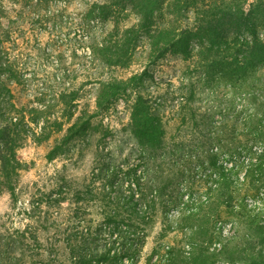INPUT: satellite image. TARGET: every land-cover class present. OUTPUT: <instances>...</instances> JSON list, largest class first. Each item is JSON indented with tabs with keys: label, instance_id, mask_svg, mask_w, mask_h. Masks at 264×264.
I'll list each match as a JSON object with an SVG mask.
<instances>
[{
	"label": "rangeland",
	"instance_id": "374dc122",
	"mask_svg": "<svg viewBox=\"0 0 264 264\" xmlns=\"http://www.w3.org/2000/svg\"><path fill=\"white\" fill-rule=\"evenodd\" d=\"M186 1L181 13L163 7L154 19V35L167 26L188 31L179 47L156 58L153 36L130 31L138 22L131 4L103 17V0H0V68L12 100L63 123L49 139L28 137L16 151L24 169L12 194L0 190V264H70L67 229L91 220L93 249L112 253L134 206L149 214L145 225L134 223L145 234L136 264H198V252L207 256L204 264H254L257 252L264 255L251 222H264V61L250 60L236 78L210 73L196 54L209 43L212 6L242 4L249 14L240 28L235 15L218 14L219 52L226 36L235 57L255 38L264 42V0ZM115 38L128 39L130 49L122 65L106 66L97 49ZM110 79L120 80L121 91L89 118L100 82ZM70 91L76 100H62ZM137 95L160 120L157 146L133 133ZM88 118L60 155L47 156L68 127ZM42 125L40 119L31 128Z\"/></svg>",
	"mask_w": 264,
	"mask_h": 264
},
{
	"label": "trees",
	"instance_id": "16d2710c",
	"mask_svg": "<svg viewBox=\"0 0 264 264\" xmlns=\"http://www.w3.org/2000/svg\"><path fill=\"white\" fill-rule=\"evenodd\" d=\"M168 0H103L99 6H101V12L103 17L108 14L114 16L118 13L117 9H124L127 4H131L134 14L138 16V22L130 29L136 35L140 31H146L150 36H153L151 42L156 47V58H160L169 50L179 47L183 43V38L188 31L186 29H180L176 32V29L167 27H160L155 30L156 34L151 33L152 27L155 26V18L160 10L165 7L166 11L172 16L181 13V9L187 8L186 0H181L180 4H173L169 6ZM223 15H235V23L238 28L245 26L249 17L244 12L242 4L238 5L236 9H232L231 5L221 9L217 6H212L208 11V15L211 20L208 22L206 29L210 38L207 46L198 48L196 54L199 56V64L204 67L205 70L209 69L210 73L219 74L220 76H233L240 78L248 67L249 61L252 64H258L264 61V42H261L259 38L253 40V44L248 45L250 47L249 52H245L242 57H235V53H227V48L231 41L224 37L227 48L220 50L219 52L216 46V40L219 37V29L215 27L218 24V14ZM217 14V15H215ZM114 16H112L114 18ZM216 21V22H215ZM1 24V23H0ZM8 21H2V26H7ZM256 23L252 22V26ZM117 32V28L115 27ZM202 30V28H201ZM128 31V30H126ZM196 32V31H195ZM202 32V31H201ZM197 33L199 39L202 35ZM255 41V42H254ZM247 42H244L245 45ZM239 45V51L241 44ZM129 41L108 39L103 45L97 49V53L100 59L106 66L122 65L124 57L129 52ZM238 51V52H239ZM231 58L233 66H228V60ZM235 58V59H234ZM241 60L245 63H241ZM0 64L2 61L0 59ZM6 70L0 68V190H8L12 194L14 178L19 174L20 169H24L22 163L16 157V151L19 149L26 138H33L37 142L49 139L53 133H58L62 130L63 123L58 118L50 119L49 115H39L37 109L34 110L25 108H18L15 102L12 100V92L10 90L9 79L1 74V71ZM9 70V69H7ZM122 84L120 80L110 79L100 82L96 95V111L91 113L89 118L97 116L98 112H105L111 99L121 91ZM76 100L77 94L75 91L62 94V100ZM131 126L133 128L134 135L142 144L157 146L161 141L162 128L161 123L156 114L151 111V106L139 95L134 98V102L131 108ZM43 116V117H42ZM48 116V117H46ZM82 118V116H81ZM79 118V119H81ZM89 118L84 119L76 126L74 122L70 127L66 129V133L60 139V144L55 146L48 152V157L53 158L60 155L63 151L65 144L71 140L79 129L86 124H89ZM42 119L45 125L40 126L39 131H33L31 125H37L39 120ZM106 216V222L111 221L112 214L109 213ZM149 218L148 211L139 212L138 208L134 206L132 209L125 213V217L122 219L125 224V230L119 234V249L110 252L109 248L103 251L93 249L94 234H97V229L94 226V221H88L86 224L82 222L81 225L70 226L67 229L65 238L63 239L65 249L67 251V259L70 264H136L140 254H143V240L145 234L139 226L134 225L135 221L139 224H146ZM114 222V221H112ZM253 228L252 237L264 241V222L251 221ZM130 228V229H129ZM129 229V230H127ZM125 231V232H124ZM157 246L152 247V250L148 256H152L156 253ZM15 251V249H14ZM207 256L203 252H198L194 258V261L198 264H204L207 260ZM251 263L264 264V255L258 253L250 259Z\"/></svg>",
	"mask_w": 264,
	"mask_h": 264
}]
</instances>
